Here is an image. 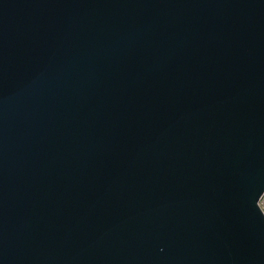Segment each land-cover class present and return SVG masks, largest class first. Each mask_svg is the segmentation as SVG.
Listing matches in <instances>:
<instances>
[{
	"label": "water",
	"instance_id": "water-1",
	"mask_svg": "<svg viewBox=\"0 0 264 264\" xmlns=\"http://www.w3.org/2000/svg\"><path fill=\"white\" fill-rule=\"evenodd\" d=\"M264 0H0V264H264Z\"/></svg>",
	"mask_w": 264,
	"mask_h": 264
},
{
	"label": "built area",
	"instance_id": "built-area-1",
	"mask_svg": "<svg viewBox=\"0 0 264 264\" xmlns=\"http://www.w3.org/2000/svg\"><path fill=\"white\" fill-rule=\"evenodd\" d=\"M259 206L261 207V209L264 212V193L262 194L260 200H259Z\"/></svg>",
	"mask_w": 264,
	"mask_h": 264
}]
</instances>
